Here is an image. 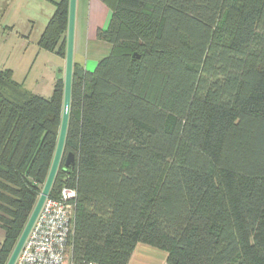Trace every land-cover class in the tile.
<instances>
[{
    "label": "trees",
    "instance_id": "trees-1",
    "mask_svg": "<svg viewBox=\"0 0 264 264\" xmlns=\"http://www.w3.org/2000/svg\"><path fill=\"white\" fill-rule=\"evenodd\" d=\"M103 1L111 51L92 71L74 64L49 195L77 190L70 260L129 264L145 243L170 264H264V0ZM55 6L38 44L65 58L69 0ZM11 77L0 71V264L47 180L64 102L63 78L45 97Z\"/></svg>",
    "mask_w": 264,
    "mask_h": 264
},
{
    "label": "rangeland",
    "instance_id": "rangeland-1",
    "mask_svg": "<svg viewBox=\"0 0 264 264\" xmlns=\"http://www.w3.org/2000/svg\"><path fill=\"white\" fill-rule=\"evenodd\" d=\"M3 1L0 0V71L11 70L12 80L22 85L25 92L49 97L57 78L62 76L64 79L66 59L39 46L38 29L30 37L22 33L25 22L21 14L29 7L27 0ZM8 19L13 20L14 29L7 27ZM60 69H63V74ZM0 215L7 217L1 209ZM4 234L0 225V247Z\"/></svg>",
    "mask_w": 264,
    "mask_h": 264
},
{
    "label": "crops",
    "instance_id": "crops-1",
    "mask_svg": "<svg viewBox=\"0 0 264 264\" xmlns=\"http://www.w3.org/2000/svg\"><path fill=\"white\" fill-rule=\"evenodd\" d=\"M58 1L60 0H27L26 2H28L29 7L21 14V18L25 22L22 33L30 37L38 29L40 31V39L56 10L55 2ZM4 2L5 0L2 3ZM111 14V9L103 0L77 1L74 61L82 64L87 70H94L99 60L107 56L111 51V45L101 41L97 35L99 29L107 27ZM8 20L7 27H13L14 29L13 20ZM60 71L62 73L63 69H60ZM59 78L63 77L60 76ZM129 264L170 263L168 262V253L165 250L145 243H139L133 252Z\"/></svg>",
    "mask_w": 264,
    "mask_h": 264
},
{
    "label": "built area",
    "instance_id": "built-area-1",
    "mask_svg": "<svg viewBox=\"0 0 264 264\" xmlns=\"http://www.w3.org/2000/svg\"><path fill=\"white\" fill-rule=\"evenodd\" d=\"M76 198V189L63 187L58 197L46 199L15 264H73L67 244Z\"/></svg>",
    "mask_w": 264,
    "mask_h": 264
},
{
    "label": "water",
    "instance_id": "water-1",
    "mask_svg": "<svg viewBox=\"0 0 264 264\" xmlns=\"http://www.w3.org/2000/svg\"><path fill=\"white\" fill-rule=\"evenodd\" d=\"M77 1L69 0L68 11V29H67V46H66V66L64 75V102L62 120L60 125L58 142L51 164V168L35 207L28 219V222L6 264H15L32 228L33 225L46 201L49 197L57 173L62 165V160L65 153V144L68 134L71 106H72V91H73V76H74V56H75V36H76V17H77ZM75 164V155L73 152L68 153L64 161L65 167Z\"/></svg>",
    "mask_w": 264,
    "mask_h": 264
}]
</instances>
